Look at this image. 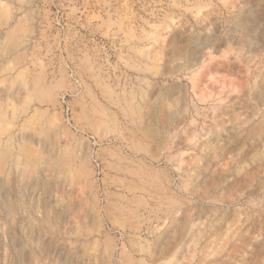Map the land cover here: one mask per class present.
Wrapping results in <instances>:
<instances>
[{"label":"rangeland","instance_id":"374dc122","mask_svg":"<svg viewBox=\"0 0 264 264\" xmlns=\"http://www.w3.org/2000/svg\"><path fill=\"white\" fill-rule=\"evenodd\" d=\"M0 264H264V0H0Z\"/></svg>","mask_w":264,"mask_h":264}]
</instances>
